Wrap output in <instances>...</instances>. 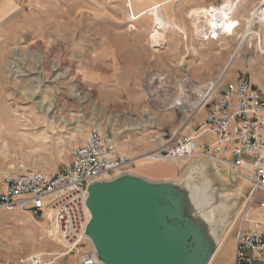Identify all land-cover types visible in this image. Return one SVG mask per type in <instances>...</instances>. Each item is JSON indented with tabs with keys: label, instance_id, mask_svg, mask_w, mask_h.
I'll list each match as a JSON object with an SVG mask.
<instances>
[{
	"label": "rangeland",
	"instance_id": "374dc122",
	"mask_svg": "<svg viewBox=\"0 0 264 264\" xmlns=\"http://www.w3.org/2000/svg\"><path fill=\"white\" fill-rule=\"evenodd\" d=\"M161 1L136 0L131 6L128 0H0V119L11 127L0 139V181L13 172L59 173L96 126L113 133L119 150L128 155L155 152L161 138L166 143L176 136L193 137L192 126L206 110L195 113L199 95L192 88L189 95L182 91L190 87L184 83L188 77L206 84L223 74L222 84L228 85L244 73L264 86V13L250 17L262 3L251 12L249 7L240 11L234 33L202 42L189 18V0H176L160 11L168 26L161 31L160 46L153 48L152 17L132 21L130 16ZM245 34L239 50L240 59L247 60L242 73L229 63L224 73L227 64H220ZM155 77L172 84V93L158 89ZM40 101L55 113H47ZM196 163H175L176 180L182 182ZM203 164L197 184L220 207L214 218L220 222L217 234L227 233L220 248L229 257L251 187L221 165ZM49 225L29 214H0V264H28L38 256L43 264H81L92 243L68 253L50 238Z\"/></svg>",
	"mask_w": 264,
	"mask_h": 264
},
{
	"label": "built area",
	"instance_id": "2783aa9c",
	"mask_svg": "<svg viewBox=\"0 0 264 264\" xmlns=\"http://www.w3.org/2000/svg\"><path fill=\"white\" fill-rule=\"evenodd\" d=\"M155 78L154 84L165 94L174 89L172 84ZM222 79L223 74L214 82L199 84L188 77L184 83H190V87L182 90L189 95L192 88L199 95L201 101L195 113L208 111L195 135L208 132L215 142L198 143L195 136H176L165 143V138L159 137L162 145L154 153L158 155L157 161H212L251 187L237 218L233 264H264V91L243 74H237L228 85L222 84ZM188 123L189 120L185 125ZM228 144H234L233 160L221 157ZM141 157L122 153L113 133L93 127L74 150L71 162L59 173L7 174L0 181V214L22 213L48 219L56 226L50 238L62 241L68 253L76 252L90 242L86 236L90 221L89 186L130 172ZM26 262L43 264L39 256ZM81 264L102 263L92 248L82 255Z\"/></svg>",
	"mask_w": 264,
	"mask_h": 264
},
{
	"label": "water",
	"instance_id": "95a60500",
	"mask_svg": "<svg viewBox=\"0 0 264 264\" xmlns=\"http://www.w3.org/2000/svg\"><path fill=\"white\" fill-rule=\"evenodd\" d=\"M205 161L212 162L198 160L182 182L126 172L91 184L86 236L101 263L210 264L227 233L217 234L219 205L193 203L194 192L204 189L197 183Z\"/></svg>",
	"mask_w": 264,
	"mask_h": 264
},
{
	"label": "crops",
	"instance_id": "0c3cea01",
	"mask_svg": "<svg viewBox=\"0 0 264 264\" xmlns=\"http://www.w3.org/2000/svg\"><path fill=\"white\" fill-rule=\"evenodd\" d=\"M176 0H163L159 3L154 4L153 6H150L149 8V13L147 12L146 15L152 17V23H153V31L151 34V40H152V45L153 48H157L159 47L158 45H155L153 42V37L152 35L154 34V30L156 29L157 25V18L156 16L152 15V12L154 9H158L159 13L160 11L167 6L168 4L174 2ZM264 0H189V18L190 20L194 21V26H195V22L198 20V16L197 13L199 11H202L203 9H209L210 11H212L213 7H217V8H225V10L229 11L228 12V16H229V20L231 21L232 25H233V33L234 30L236 29L238 22L240 23L241 21V17H240V11L245 7H249L250 12L252 11V9H254V7H256L257 5H260ZM12 4H14V6H16V4L12 1ZM254 11L251 12L250 17L253 15L254 16ZM143 15V16H146ZM143 16H141L140 18H142ZM161 16V15H160ZM139 18V19H140ZM255 18V17H253ZM138 19V20H139ZM161 19L163 21H165L162 16ZM137 21V20H136ZM251 21H254L251 20ZM157 25V26H156ZM193 26V28H194ZM133 30H136V27H132ZM177 29V27H176ZM159 30V29H158ZM161 32V30H159ZM194 33L197 36L199 41L202 42H206L209 40H213V39H219L218 37L221 35H219V32H217V34L212 35L210 37V39L206 40L204 39V35L203 33L200 31H195L194 28ZM215 33V32H214ZM239 50L238 47L236 49V51L229 56V58H226L224 63H221L220 66L225 65L228 63H230V65H232L231 67L235 70V72H241V67L243 66V63H246V58L240 59L239 56ZM244 74V73H243ZM192 76H196L202 80H208L210 78V75L208 77H202V75L199 74H192ZM253 84L257 85L261 90L264 91V86H262L261 82H257L255 80L252 79ZM207 115H208V111H204L199 113L198 117L196 118V122L192 127H195V130L193 129V136H195L197 138V142L198 143H214L215 142V137L210 134V133H198V135H195V132L197 131V129L199 128V126L201 124H203L206 119H207ZM188 136V135H187ZM234 148V144H228L226 145L223 150L222 153L225 155L224 159L227 160H233L232 157V150ZM123 153V151H121ZM215 168L216 164H214ZM132 174H136V175H140L143 176L149 180L152 181H173L176 180L178 178V174H179V170L178 167L175 165V163L171 162V161H154V162H147L142 161V162H138L136 167L130 171ZM231 242H234V251L232 252V254L227 257L224 254L221 253V248L217 251V253L215 254V256L213 257L212 261L210 262V264H233L234 262V255H235V240L234 237L231 239Z\"/></svg>",
	"mask_w": 264,
	"mask_h": 264
},
{
	"label": "bare ground",
	"instance_id": "6f19581e",
	"mask_svg": "<svg viewBox=\"0 0 264 264\" xmlns=\"http://www.w3.org/2000/svg\"><path fill=\"white\" fill-rule=\"evenodd\" d=\"M133 1H136V0H128V2L130 3V5L132 6V2ZM129 7V6H128ZM149 8H146L140 12H138L137 14H135L134 12L132 13V15L130 16L132 18V21H136L138 20L141 16L143 15H146L147 12L149 11ZM259 11L263 12L264 13V1L262 2L261 4V7L258 11H256L254 13V17L256 15H258ZM228 12L227 10H225V8L221 9L220 7L217 8V7H213L212 8V11H210L209 9H203L202 11H199L197 13V16H198V20L195 22V31H200L203 33L204 35V39L208 40L210 39V37L212 35H215L217 32H219V35L222 33V34H227V35H230L231 33H233V28H232V23L231 21L229 20V16H228ZM149 13V12H148ZM152 15L156 16L157 18V27L156 29L154 30V34L152 35L153 37V43L155 45H158L160 46L159 44V39L162 35V32H160L159 30L161 31H166L167 29V22L166 21H163L161 19V16H160V13H159V10L158 9H154L152 12ZM264 19V18H263ZM204 21V22H202ZM262 21V20H261ZM202 23H205V25H202ZM263 23V22H262ZM159 29V30H158ZM215 32V33H214ZM151 37V36H150ZM247 35L245 34L244 37L242 38L241 42L239 43V46H238V49H241L244 44L246 43L247 41ZM163 39V38H162ZM259 41H260V44H262V39L261 37L258 38V44H259ZM230 65V63H229ZM229 68V66L227 65V68L223 71L225 73V71ZM38 104L41 106V107H45V110L47 113H55V108L53 106H48V104L45 102V101H40L38 102ZM128 122L130 123V120H128ZM151 122V121H150ZM137 123V122H136ZM147 125V124H146ZM149 125V124H148ZM139 127V126H138ZM11 131V127L8 126L7 123H5L4 121H2V119H0V139H2L6 133H10ZM122 132L121 131H118V134H121ZM152 159V160H158V155L157 153H150L148 155H145V156H142L140 159H139V163L142 162L143 160L145 159ZM197 190V189H196ZM218 196V195H217ZM193 203L197 206V207H202V208H205V207H211L214 203V198L211 194H208V192L204 189H199L197 191L194 192V195H193ZM213 208V207H212ZM216 209V208H215ZM207 217V216H204V218ZM206 220H209V217L205 218ZM48 220V219H47ZM49 227L48 229L46 230L49 234L52 233V232H55L56 230V226L55 224L51 223L49 220ZM87 229V228H86ZM88 238V237H87ZM89 239V238H88ZM58 240V238H57ZM90 241V239H89ZM91 242V241H90ZM61 243H63L61 241ZM223 245V242L221 241L219 243V247H218V250L220 249V247ZM93 247V246H92ZM217 250V251H218ZM217 253V252H216Z\"/></svg>",
	"mask_w": 264,
	"mask_h": 264
}]
</instances>
